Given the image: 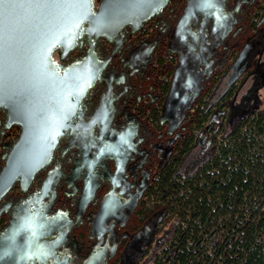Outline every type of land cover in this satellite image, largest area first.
I'll return each instance as SVG.
<instances>
[{
	"label": "flooded vegetation",
	"instance_id": "flooded-vegetation-1",
	"mask_svg": "<svg viewBox=\"0 0 264 264\" xmlns=\"http://www.w3.org/2000/svg\"><path fill=\"white\" fill-rule=\"evenodd\" d=\"M189 2L168 0L141 30L123 29L117 45L95 42L106 66L87 92L77 121L97 117L126 144L87 157L79 147H70L74 136L69 132L26 191L18 182L10 188L0 201V233L21 203L33 199L34 212H45L46 225L34 232L41 238L20 258H29L26 264H86L91 259L96 264H147L168 226L167 210L154 196L160 179L187 171L193 150L208 148L220 124L234 123L261 104L264 0H210L222 5L230 29L213 48L208 67L198 69V96L182 122L177 127L161 123L178 63L172 37ZM191 28L198 32L195 25ZM88 48L84 38L77 47L80 59ZM100 134L96 125L92 135ZM19 135L17 126L6 127L0 110V171Z\"/></svg>",
	"mask_w": 264,
	"mask_h": 264
},
{
	"label": "water",
	"instance_id": "water-1",
	"mask_svg": "<svg viewBox=\"0 0 264 264\" xmlns=\"http://www.w3.org/2000/svg\"><path fill=\"white\" fill-rule=\"evenodd\" d=\"M167 4L168 0H100L96 8L95 0H6L0 9V110L6 115V127L17 126L20 135L0 171V201L16 182L23 191L30 187L69 132L74 136L70 147H79L87 157L91 151L126 144L125 137L118 142L119 137L106 131L97 117L88 123L77 121L83 116L87 92L106 66L96 53L95 42L105 39L119 44L123 29L141 30ZM230 25L221 4L190 0L172 37L178 63L161 123L170 121L177 127L192 108L202 79L198 69L208 67V57ZM210 37L213 41L208 44ZM84 38L89 44L85 56L65 64ZM55 55L61 62H56ZM96 125L101 127L99 136L92 135ZM32 201L17 206L15 217L0 233V264L29 262L20 258L41 238L34 236L39 224L46 225L45 212L35 213Z\"/></svg>",
	"mask_w": 264,
	"mask_h": 264
},
{
	"label": "trees",
	"instance_id": "trees-1",
	"mask_svg": "<svg viewBox=\"0 0 264 264\" xmlns=\"http://www.w3.org/2000/svg\"><path fill=\"white\" fill-rule=\"evenodd\" d=\"M212 139L158 182L168 226L147 264H264V104Z\"/></svg>",
	"mask_w": 264,
	"mask_h": 264
},
{
	"label": "rangeland",
	"instance_id": "rangeland-1",
	"mask_svg": "<svg viewBox=\"0 0 264 264\" xmlns=\"http://www.w3.org/2000/svg\"><path fill=\"white\" fill-rule=\"evenodd\" d=\"M260 102H261V104H264V92H262ZM207 151H209V149L205 150V149L201 148V146L196 147L192 152V156L189 157L187 165H192V163H194L196 160H198L200 157L203 156L202 155L203 152L206 153ZM202 161H203V159H202Z\"/></svg>",
	"mask_w": 264,
	"mask_h": 264
},
{
	"label": "built area",
	"instance_id": "built-area-1",
	"mask_svg": "<svg viewBox=\"0 0 264 264\" xmlns=\"http://www.w3.org/2000/svg\"><path fill=\"white\" fill-rule=\"evenodd\" d=\"M100 4V0H95V7L98 8ZM79 49V48H78ZM74 50L69 56L68 58L65 60V64H70L76 60H79L80 57L83 55L82 53H79L80 50ZM84 53V52H83ZM55 60L56 62H61L60 58L58 57V55H55Z\"/></svg>",
	"mask_w": 264,
	"mask_h": 264
},
{
	"label": "snow or ice",
	"instance_id": "snow-or-ice-1",
	"mask_svg": "<svg viewBox=\"0 0 264 264\" xmlns=\"http://www.w3.org/2000/svg\"><path fill=\"white\" fill-rule=\"evenodd\" d=\"M5 6H6V0H0V9H3Z\"/></svg>",
	"mask_w": 264,
	"mask_h": 264
}]
</instances>
